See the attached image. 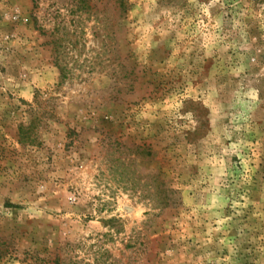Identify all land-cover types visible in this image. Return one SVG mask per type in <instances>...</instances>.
I'll list each match as a JSON object with an SVG mask.
<instances>
[{
    "label": "rangeland",
    "instance_id": "1",
    "mask_svg": "<svg viewBox=\"0 0 264 264\" xmlns=\"http://www.w3.org/2000/svg\"><path fill=\"white\" fill-rule=\"evenodd\" d=\"M0 264H264V0H0Z\"/></svg>",
    "mask_w": 264,
    "mask_h": 264
}]
</instances>
